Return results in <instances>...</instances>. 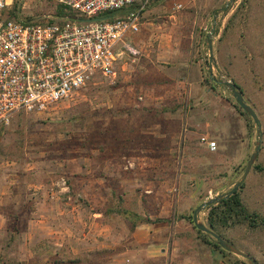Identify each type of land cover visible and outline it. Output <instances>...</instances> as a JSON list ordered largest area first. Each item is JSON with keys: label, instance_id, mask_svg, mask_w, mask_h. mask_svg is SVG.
Segmentation results:
<instances>
[{"label": "rangeland", "instance_id": "rangeland-1", "mask_svg": "<svg viewBox=\"0 0 264 264\" xmlns=\"http://www.w3.org/2000/svg\"><path fill=\"white\" fill-rule=\"evenodd\" d=\"M164 1L176 3L171 4V12L179 10L187 17L183 33L195 48L189 59L199 62L202 89L190 94L187 87L179 89L176 74L168 72L169 81H164L163 64L150 69L145 60H136L138 65L129 60L131 68L117 73L115 80L95 75L72 98L47 112L15 116L8 127L0 129V204L11 217L18 206L38 203L101 211L111 220L116 244L110 252L91 259L77 256L82 264H126L128 258L124 261L119 255L131 232L122 216L109 212L117 209L173 224L174 239L168 240L166 256L143 260V264H181L182 260L197 264L199 259L204 263L199 245L219 253L221 264H248L205 245L194 228L192 213L230 191L241 179L258 141L253 120L223 84L228 81L238 87L260 122L258 157L238 190L252 211L264 215V172L254 170L256 165L264 167V0H250L248 7L241 5L244 0H233L218 15L217 10L230 0H149L147 8ZM14 6L18 5L10 9ZM57 11L41 0H26L19 16L55 18ZM166 14L162 11L159 16ZM208 77L215 79V90L206 85ZM144 108H167L185 112L186 117L182 121L180 112L176 118L157 116ZM206 142L215 143L214 149ZM61 179L68 194H59ZM207 214L206 208L197 214L198 223L206 227ZM14 224L9 220L1 229V242L14 241L28 231L25 223L16 230ZM223 235L227 243L264 264V225L256 229L236 226ZM173 242L183 243L186 251L171 254Z\"/></svg>", "mask_w": 264, "mask_h": 264}, {"label": "built area", "instance_id": "built-area-1", "mask_svg": "<svg viewBox=\"0 0 264 264\" xmlns=\"http://www.w3.org/2000/svg\"><path fill=\"white\" fill-rule=\"evenodd\" d=\"M25 2L0 0V129L19 114L45 113L72 98L95 75L115 80L121 55L137 54L127 38L139 32L149 0H41L73 13L59 23L48 14L22 19ZM128 7L124 17L97 19ZM57 185L60 195L69 193L65 180Z\"/></svg>", "mask_w": 264, "mask_h": 264}, {"label": "crops", "instance_id": "crops-1", "mask_svg": "<svg viewBox=\"0 0 264 264\" xmlns=\"http://www.w3.org/2000/svg\"><path fill=\"white\" fill-rule=\"evenodd\" d=\"M171 4L176 5V3L164 1L149 6L142 13L139 32L127 38V43L137 54L121 55L117 63V72L121 75L127 72L131 68L129 60L135 65H138L139 60H145V65H148L150 69H158L157 67L163 64L164 71L162 72L166 78L164 81H169L168 72L176 74L178 79L175 82L178 86L181 85L179 89L183 90L187 87L192 94L195 90L202 89L201 69L199 62L189 59V53L194 52L195 48L191 42H187V35L183 33L187 17L179 10L171 12ZM162 11L167 12L166 16H159ZM188 38H192L191 33ZM136 60H138L137 63ZM155 63L158 66H154ZM179 112L181 113V111H171L168 114L176 118ZM185 114V112L180 114L182 121L185 120ZM6 208L0 204V233L9 220L13 221L17 227L22 222L25 223L28 231L16 237L14 241L1 242L4 239L0 236V264H40V261L49 255L54 257L61 253L83 257V260L91 259L97 253L110 252L116 244L114 231L109 225L111 220L103 217L101 211H91L79 205L38 203L18 206V212L15 214L17 217L11 218L3 214ZM159 211L161 216V210ZM122 226H124L123 223ZM172 226L173 224L168 222L138 225L133 232L126 234L127 245L121 250L119 258L122 260L128 258L124 260L126 264H143V260L144 262L145 260L154 261L165 257L168 240L174 239ZM175 226L180 225L176 222ZM79 230L85 234H80ZM173 243L171 254L175 252L183 254L182 252L186 251L182 249L183 243ZM197 246L196 244L192 247L197 248ZM198 248L200 253L204 250L206 261L202 263L199 259L197 264H221L223 262L219 253L207 247L203 249L201 245ZM195 252L196 250H193V253ZM171 254L172 258L174 255ZM208 258H212L211 263ZM180 263L186 264L187 262L182 260Z\"/></svg>", "mask_w": 264, "mask_h": 264}, {"label": "trees", "instance_id": "trees-1", "mask_svg": "<svg viewBox=\"0 0 264 264\" xmlns=\"http://www.w3.org/2000/svg\"><path fill=\"white\" fill-rule=\"evenodd\" d=\"M249 3L250 0H244L242 1L241 5L242 6L246 5V7H248ZM17 8L18 6H14L13 11L15 10L17 11ZM132 9L133 8L128 7L118 11L108 12L104 15L99 16L97 19L112 21L116 18L124 17ZM13 14L14 13H11L12 16ZM65 16H69L70 18L74 17L73 13L71 12L66 13L63 9L58 8V11L55 16L56 18L50 19V22L56 21L59 23L60 21H62L63 17ZM205 82L206 85H209L212 90H215V84H216L215 79L208 77V79H206ZM234 86L236 89H238V87L235 84ZM143 110L145 112L152 113L153 115H157V116H163L164 114H168V112H171L167 108H162V109L144 108ZM243 115L245 114L243 113ZM94 148H96V150L98 151H101L100 147H98L97 145ZM254 170L261 173L264 172V167L262 165H256L254 166ZM220 196L221 198L216 203L211 204L206 209H208L207 227L210 229V231L213 234H215L222 240L226 241L223 235V232L226 229L233 228L236 226H243V225L247 226L250 229H256L264 225V215L257 213L256 211H252L248 207V205L241 198L240 190H237L234 194H232L228 198H224L223 195ZM109 212L122 216L128 222L130 232H133L134 229L140 224L165 222V220L162 219L150 220L147 218H143L125 209L110 210ZM4 215H8L9 217H11L9 214H4ZM13 217L15 218L17 216H13ZM16 228L17 226L16 224H14L12 229L16 230ZM197 233L202 238L205 245H208L220 251L223 254H228L223 249H221L217 245V243L214 240H212L208 235H205L199 231H197ZM97 254H101V253H97ZM40 262H41L40 264L82 263V261L77 256L68 253H61L58 256L55 255L54 257L49 255L47 258L42 259V261Z\"/></svg>", "mask_w": 264, "mask_h": 264}, {"label": "water", "instance_id": "water-1", "mask_svg": "<svg viewBox=\"0 0 264 264\" xmlns=\"http://www.w3.org/2000/svg\"><path fill=\"white\" fill-rule=\"evenodd\" d=\"M231 1H233V0H230L225 5V7L217 10V15L222 13L228 7V5H229V3ZM214 19H216V16H214ZM207 44H208L209 52L212 53V42H211L210 39H208ZM223 84L230 90V92L232 93V96L235 99V101H236L237 105L239 106V108L253 120V123L256 126V134H257V140H258L256 145H255V151H254L253 154L250 155L249 160L247 162V165L245 167V170H244V173H243L241 179L230 189V191L228 193L223 195L224 198H228L229 196L234 194L240 188V186L244 183L245 179L247 178L250 170L252 169V166L254 165V162H255L256 158L258 157V153H259V150H260L261 140H262V133H261V126H260L259 119H258L256 113L254 112V110L249 105L246 104L242 93L240 91H238L235 88V86L232 83L228 82V81L224 82ZM220 198H221V196H218V197H216L214 199H210L209 201L201 204L199 207H197L194 210V212L192 213V223H193L195 229L197 231L205 234V235H208L225 252L243 258L244 260L247 261L248 264H257V262L252 257H250L249 255L243 253L242 251H240L239 249H237L233 245L227 243L226 241L222 240L221 238H219L218 236L213 234L208 227L204 226L203 224L198 223L197 214L202 209H205V208L209 207L211 204L216 203Z\"/></svg>", "mask_w": 264, "mask_h": 264}]
</instances>
